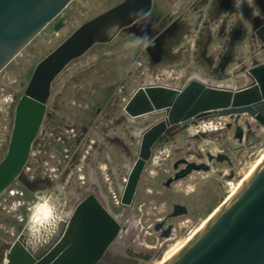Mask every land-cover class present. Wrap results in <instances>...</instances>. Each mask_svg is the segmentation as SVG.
I'll use <instances>...</instances> for the list:
<instances>
[{
    "label": "rangeland",
    "instance_id": "obj_1",
    "mask_svg": "<svg viewBox=\"0 0 264 264\" xmlns=\"http://www.w3.org/2000/svg\"><path fill=\"white\" fill-rule=\"evenodd\" d=\"M122 2L72 0L0 71V162L15 107L37 63L79 26ZM139 22L145 24L144 35L134 25L107 27L100 41L53 80L27 161L0 193V264H10L12 243L36 214L34 207L57 187L68 205L75 202L69 187L93 193L126 227L114 245L120 255L129 252L132 264H156L173 242L161 240L154 224H172L177 239L188 235L225 202L264 151V127L248 114L209 115L177 125L155 142L130 205L122 207V189L140 151L139 133L163 115L126 119L124 106L132 93L148 83L181 88L193 74L213 86L238 88L248 82L245 71L264 62V43L256 34L264 25V0H152ZM236 125L243 129L241 140L235 138ZM208 154H224L229 162L208 161ZM180 159L205 163L209 170L166 186ZM36 188L44 191L35 193ZM175 204L187 213L167 218Z\"/></svg>",
    "mask_w": 264,
    "mask_h": 264
},
{
    "label": "water",
    "instance_id": "obj_2",
    "mask_svg": "<svg viewBox=\"0 0 264 264\" xmlns=\"http://www.w3.org/2000/svg\"><path fill=\"white\" fill-rule=\"evenodd\" d=\"M71 1L0 0V71ZM151 3L152 0H124L110 11L79 26L37 63L24 95L15 107L9 144L0 162V193L20 174L27 161L55 77L70 61L100 41L95 30L107 16L123 18L121 27L134 25V31L144 35L142 26L145 24L139 20L148 13ZM256 34L264 43V25L258 27ZM245 76L248 82L238 88L213 86L189 78L181 88L148 83L132 93L124 106L126 119L157 112L163 115L139 133V155L130 168L121 194L124 209L132 201L151 148L168 129L209 115L232 118L240 114H248L264 127V62L255 63L245 71ZM234 135L241 140L243 129L236 125ZM207 158L208 161L229 162L224 154H208ZM180 164L184 166L179 169ZM173 168L176 172L166 180V186L193 171L209 170L205 163L197 164L186 159L176 161ZM186 213L184 206L175 204L167 218ZM172 227L163 220L154 224V231L167 238ZM125 229V225L116 220L93 193L87 192L75 205L64 241L33 264H100L109 257L119 233ZM118 256L121 261L122 256ZM165 264H264V162Z\"/></svg>",
    "mask_w": 264,
    "mask_h": 264
},
{
    "label": "bare ground",
    "instance_id": "obj_3",
    "mask_svg": "<svg viewBox=\"0 0 264 264\" xmlns=\"http://www.w3.org/2000/svg\"><path fill=\"white\" fill-rule=\"evenodd\" d=\"M123 20V18L107 16L105 20L103 19L98 23L95 30V35L99 38L100 35L104 34L107 27L115 23L119 25ZM190 78L202 81L198 78V76L194 74L193 76L191 75ZM262 162H264V151L259 154L258 158L253 161L249 169L234 185L225 202L221 206L217 207L214 211H212L205 219H203L201 223L188 235L182 237L181 239H177L176 228L175 226H173L169 237H161V240L173 243L171 244L168 252L162 255V258L160 260H157V262L155 263L165 264L174 254H176V252H178L184 245H186L209 222L214 214L218 212V210L229 200V198L238 190L243 182ZM91 179V183H94V176H92ZM67 190L70 196L75 199L74 204L68 205L66 199L62 195L61 187H57V189H55L54 195L40 207H38V209L36 210V214L25 224L16 240H14V242L12 243L7 254L10 264H33L34 262L43 258L60 242L62 243L64 241V235L69 226L75 205L86 195L81 194L79 191H76L74 187H69ZM39 191H44V189L36 188L34 190L35 193Z\"/></svg>",
    "mask_w": 264,
    "mask_h": 264
},
{
    "label": "flooded vegetation",
    "instance_id": "obj_4",
    "mask_svg": "<svg viewBox=\"0 0 264 264\" xmlns=\"http://www.w3.org/2000/svg\"><path fill=\"white\" fill-rule=\"evenodd\" d=\"M37 209H38V207L35 206L34 207L35 212H36ZM119 254H120L119 251H117L115 246H113L112 249H110V251H109V257L106 260L101 261L100 264H132V262H131L132 261V257L129 255L130 253L126 252V254L125 253L122 254L121 255L122 256L121 257L122 258L121 261L119 260V257H120V256H118Z\"/></svg>",
    "mask_w": 264,
    "mask_h": 264
}]
</instances>
